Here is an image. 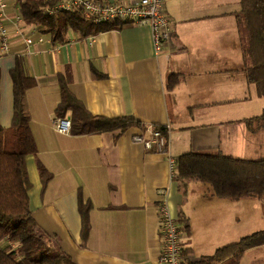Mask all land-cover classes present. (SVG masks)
<instances>
[{"label": "crops", "instance_id": "obj_1", "mask_svg": "<svg viewBox=\"0 0 264 264\" xmlns=\"http://www.w3.org/2000/svg\"><path fill=\"white\" fill-rule=\"evenodd\" d=\"M5 1L9 50L4 51L0 35V126L13 123L11 71L22 58L36 80L25 97L38 147L26 158L30 208L38 225L56 235L77 263L161 264L162 204L177 220L184 219L183 226L189 224L181 242L192 258L264 229L249 216L252 197L220 198L195 181L183 194L170 177L167 155L134 141L142 126L74 135L53 125L61 99L59 75L70 72L71 90L92 114L133 116L146 128L167 126L168 153L174 157L195 151L249 158L264 151V128L257 121L249 124L264 111L260 101L255 111L262 112L251 114L249 99L264 97L245 72L236 15L241 0H166L174 46L159 53L148 24L126 23L86 38L71 31L68 42L55 44L23 21L18 0ZM172 73L181 80L168 90ZM39 162L53 174L45 187ZM81 197L92 204L86 239ZM263 251L264 245L249 248L238 264L264 263Z\"/></svg>", "mask_w": 264, "mask_h": 264}, {"label": "trees", "instance_id": "obj_2", "mask_svg": "<svg viewBox=\"0 0 264 264\" xmlns=\"http://www.w3.org/2000/svg\"><path fill=\"white\" fill-rule=\"evenodd\" d=\"M60 0H18L20 15L29 25L38 26L50 35L53 43H66L69 32L80 38L101 31L119 29L123 21L115 20L101 24L87 21L79 10H57ZM242 34L245 72L249 83L256 86L259 96L264 97V0H241L236 13ZM246 35V36H245ZM94 70V69H93ZM96 70V69H95ZM97 76L104 74L95 71ZM14 84V115L10 128L0 126V264H79L61 247L56 235L43 230L33 217L30 208L31 182L27 170V156L37 154L38 147L31 129V119L26 110L27 91L36 84L22 58L11 71ZM181 80L172 73L166 83L173 90ZM72 75H59L61 99L56 108L58 117L71 119L70 133L74 135L97 134L109 131H126L138 125L146 126L133 116L107 117L92 114L85 103L71 90ZM264 128V111L250 119ZM163 132L168 127L154 125ZM39 171L44 187L53 174L39 162ZM174 180L179 190L186 194L190 182L207 185L212 195L230 200L256 198L264 200V157L258 159L226 155L221 152L189 151L177 157ZM92 204L80 198L82 235L86 239L90 231ZM180 223L183 220H178ZM186 222L183 231L189 232ZM264 245V229L254 231L239 240L218 247L214 253L192 258L184 248L188 260L183 264H238L245 252L252 247Z\"/></svg>", "mask_w": 264, "mask_h": 264}, {"label": "built area", "instance_id": "obj_3", "mask_svg": "<svg viewBox=\"0 0 264 264\" xmlns=\"http://www.w3.org/2000/svg\"><path fill=\"white\" fill-rule=\"evenodd\" d=\"M5 0H0V35L4 51L9 50V34L3 25L5 18ZM57 10H79L83 17L94 24L120 20L125 23L148 24L152 30L153 43L159 53L166 47L174 46V30L166 11V0H60ZM31 42V39H28ZM69 117H56L54 127L64 133L71 129ZM168 132L149 125L142 133L134 136V141L145 148L160 154H166L169 162L170 177L174 180L177 171V157L168 153ZM160 232L163 247L161 264H183L188 260L181 242L183 225L171 215L165 204L159 206Z\"/></svg>", "mask_w": 264, "mask_h": 264}, {"label": "rangeland", "instance_id": "obj_4", "mask_svg": "<svg viewBox=\"0 0 264 264\" xmlns=\"http://www.w3.org/2000/svg\"><path fill=\"white\" fill-rule=\"evenodd\" d=\"M246 36V35H245ZM252 89H254V86L252 85ZM260 101L264 102L263 98H258V97H253L252 99H249L248 101V106L251 110V114H254L255 112H262V111H255L257 110L258 107V103ZM250 112V111H249ZM264 157V151H258L257 153H255L254 155H252L251 159H258V158H262ZM249 204L246 206H250L251 210H250V218L251 219H255L256 218V222L259 224L260 227L264 228V200H260V199H254L251 198V200H249ZM254 207H258L257 210H254ZM264 254V251H263ZM259 264H264L262 262H260Z\"/></svg>", "mask_w": 264, "mask_h": 264}]
</instances>
